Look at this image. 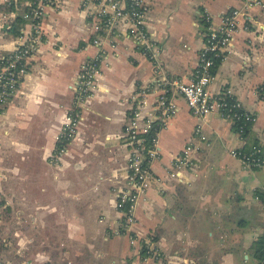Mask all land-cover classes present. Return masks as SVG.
<instances>
[{"label":"crops","instance_id":"crops-1","mask_svg":"<svg viewBox=\"0 0 264 264\" xmlns=\"http://www.w3.org/2000/svg\"><path fill=\"white\" fill-rule=\"evenodd\" d=\"M26 1L0 0V52L17 44L20 33L13 28ZM142 2L153 56L126 27L96 43V19L84 0L45 4L41 41L0 114V264H122L135 256L134 231L155 236L163 257L156 264H258L254 243L264 234V207L254 195L264 190V166L246 168L231 151L247 141L264 151V0ZM232 7L246 14L222 48L209 89L228 90L254 116L247 135L218 109L192 114L185 98L171 91L176 110L156 133L157 156L135 222L129 232L115 234L117 185L125 180L130 153L124 130L131 94L147 88L145 114L158 96L159 78L191 80L207 31L205 14L218 27ZM98 53L95 91L79 105V71ZM76 110L74 133L55 157ZM188 144L191 168L174 176L175 157Z\"/></svg>","mask_w":264,"mask_h":264},{"label":"built area","instance_id":"built-area-1","mask_svg":"<svg viewBox=\"0 0 264 264\" xmlns=\"http://www.w3.org/2000/svg\"><path fill=\"white\" fill-rule=\"evenodd\" d=\"M7 1L13 3L16 0ZM52 1L57 0H27L25 4L30 8V14L25 13L28 20L21 28L17 44L13 49L0 52V114L10 98L19 90L28 72L31 55L41 41L44 6ZM256 1L248 0V3ZM84 6L93 10L91 13L96 19L95 27L98 31V36L95 38L96 43L101 44L109 33L114 32V29L126 27L128 35L132 37L136 45L150 56L154 55L153 42L144 26L146 7L142 0H84ZM240 14L246 13L237 7L227 9L222 14L218 27L209 24V17L205 14L204 18L208 22L207 31L191 80L185 82L176 77L166 76L159 78L157 80L159 93L150 112L143 114V108L147 104V88L141 87L131 94L128 123L124 130V135L130 145V153L125 180L117 185L116 207L121 217L114 228L115 234L129 232L135 222L134 208L139 196L150 183V162L157 156L156 133L176 110V105L170 96L171 91L185 98L190 112L194 115L203 116L213 109L220 110L221 115L230 121L238 115L235 109L241 108L240 102L232 97L228 90L213 92L209 89V85L214 78L212 57L222 55V48L228 44L238 24ZM7 27L10 28V25ZM100 61V53H98L82 64L75 84L76 102L79 105H82L95 91ZM226 96L232 97L230 103L227 102ZM244 115L245 119L254 120L252 114L244 112ZM154 116L156 120H153ZM78 117V110L69 117V121L59 136L55 157L64 151L71 139ZM154 123H157L159 128L148 139L143 134L148 133ZM237 132L241 134V128ZM191 151L192 147L188 144L176 155L177 169L174 170V175H180L181 171L191 168ZM231 152L241 160L246 168L264 166V151L261 147L253 146L249 152H241L239 148ZM254 197L264 207V193L261 196L255 194ZM129 237L131 242H140L141 245L143 243L147 255H152V252L155 257L160 255L156 245H152L153 236L151 234L141 236L134 231L129 233ZM258 264H264V243Z\"/></svg>","mask_w":264,"mask_h":264},{"label":"trees","instance_id":"trees-1","mask_svg":"<svg viewBox=\"0 0 264 264\" xmlns=\"http://www.w3.org/2000/svg\"><path fill=\"white\" fill-rule=\"evenodd\" d=\"M30 12V8L26 6V8L24 9V11L22 13H19L16 17L15 20V25L13 28V31H15L16 33H20L21 30V26H23V24L25 22H27L28 18L27 16H25V13H29ZM30 14V13H29ZM17 27V29H16ZM19 27V28H18ZM211 55V54H210ZM214 60V65L212 66V71L214 70L215 66L218 64V62L220 61V56H213L212 57ZM232 96V95H231ZM231 96H226V100L228 103H230L232 101V97ZM236 112L238 113V115L234 118H232L231 122H232V127L237 131L239 128H241V135L242 136H246L248 131H249V127L252 123V121H249L247 119H245V115H244V110L243 109H235ZM159 128V125L157 123H154L152 128L149 130L148 133L143 134V136H145L146 138L149 139V137L151 135H153L155 133V131ZM253 146H258L261 147L256 141H247L242 147L239 148V150L241 152H249ZM257 166L253 167L256 168ZM264 191L260 190V189H256L255 190V194L258 195H263ZM263 243H264V234L258 236V238L255 240V249L258 255V259L261 256V252H262V247H263Z\"/></svg>","mask_w":264,"mask_h":264},{"label":"rangeland","instance_id":"rangeland-1","mask_svg":"<svg viewBox=\"0 0 264 264\" xmlns=\"http://www.w3.org/2000/svg\"><path fill=\"white\" fill-rule=\"evenodd\" d=\"M174 176H178V175H174ZM151 235L153 236L152 245L154 246V245H156V239H155V236L152 233H151ZM132 244L135 246L133 248L136 251L135 252V256H128V258L122 264H130V263H133V264H156L157 262L158 263L163 262V257L161 255H157V257H155V255H153V252H152V255H147L146 248H144V244L143 243L141 245L140 242H138V245L136 246V242L134 241V242H131V245ZM136 247H138V249H136ZM157 250L155 248V252H157ZM133 257H136V258L133 259ZM3 263H4V261H3Z\"/></svg>","mask_w":264,"mask_h":264}]
</instances>
